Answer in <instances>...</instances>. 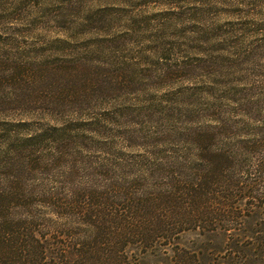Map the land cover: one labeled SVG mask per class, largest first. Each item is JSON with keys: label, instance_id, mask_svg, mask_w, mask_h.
I'll return each mask as SVG.
<instances>
[{"label": "rangeland", "instance_id": "obj_1", "mask_svg": "<svg viewBox=\"0 0 264 264\" xmlns=\"http://www.w3.org/2000/svg\"><path fill=\"white\" fill-rule=\"evenodd\" d=\"M1 97L0 193L23 196L15 211L144 189L211 121L264 108V0H0ZM51 127L62 137L14 140ZM215 238L175 243L210 262Z\"/></svg>", "mask_w": 264, "mask_h": 264}, {"label": "trees", "instance_id": "obj_2", "mask_svg": "<svg viewBox=\"0 0 264 264\" xmlns=\"http://www.w3.org/2000/svg\"><path fill=\"white\" fill-rule=\"evenodd\" d=\"M256 102L258 115L237 111L235 119L218 117L194 133L191 159L144 175L145 184L151 180L144 189L111 186L69 203L49 196L48 207L23 213L12 207L20 193L12 186L1 192L0 264H132L129 248L159 264H264V108ZM64 130L14 140L38 146ZM69 218L76 220L72 228ZM187 231L219 239L210 262L177 246Z\"/></svg>", "mask_w": 264, "mask_h": 264}]
</instances>
